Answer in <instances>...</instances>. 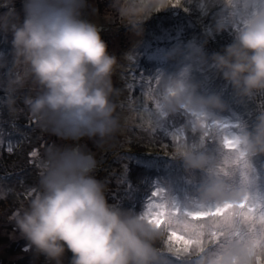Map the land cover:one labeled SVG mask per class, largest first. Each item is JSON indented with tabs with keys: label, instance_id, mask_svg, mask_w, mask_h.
<instances>
[{
	"label": "clouds",
	"instance_id": "obj_1",
	"mask_svg": "<svg viewBox=\"0 0 264 264\" xmlns=\"http://www.w3.org/2000/svg\"><path fill=\"white\" fill-rule=\"evenodd\" d=\"M0 0V115L25 113L43 131L63 144L46 146L39 158L35 185L25 202L8 216L23 252L44 258V264H255L264 247L252 241L264 224L245 219L236 205L246 202L264 213V198L256 194L252 161L264 156V0H206L205 10L217 9L214 30L230 31L232 40L207 55L189 45L166 53L175 60L172 73L158 72L146 102L160 114L184 113L189 126L214 142L173 145L168 156L180 159L186 173H202L195 198L178 207L164 189L158 202L183 212L232 205L223 217L202 221V246L181 252L158 246L165 227L148 222L142 212L110 203L106 185L94 175L97 161L84 139L98 145L121 128L112 77L118 65L100 36V27L84 18L87 0ZM143 22L131 30L142 34ZM207 64L239 101H255L252 123L225 127L219 114L227 104L217 92H203L193 78L194 67ZM158 77V79H157ZM145 118L154 127L150 113ZM202 125H205L202 127ZM207 133V135H205ZM225 138L235 147L226 148ZM264 168V165L261 166ZM181 219L186 217L181 216ZM253 228L256 229L253 232ZM224 235L215 245L207 233ZM235 231L240 236H233Z\"/></svg>",
	"mask_w": 264,
	"mask_h": 264
},
{
	"label": "rangeland",
	"instance_id": "obj_2",
	"mask_svg": "<svg viewBox=\"0 0 264 264\" xmlns=\"http://www.w3.org/2000/svg\"><path fill=\"white\" fill-rule=\"evenodd\" d=\"M177 1L87 0V6L83 10L84 18L100 27V36L107 44L109 54L114 55L118 61L112 82L118 89L114 99L121 118V128L113 137L99 145L89 139L79 143L85 145L87 150L94 154L97 161L94 175L105 183L109 202L120 203L122 207L135 212L144 211L151 193L157 188L164 189L178 207H186L187 201L195 198V191L203 174L186 173L180 159L168 156L174 151V144L181 141L188 144L199 142L205 151L214 148L212 139L207 136L201 138L189 126L184 113L162 115L150 108L153 127L145 118L147 111H141L143 106H150L146 102L149 77L158 72L170 73L168 70L148 69L147 65L150 63L144 62L143 57L150 53L148 51L150 45L164 41L173 34L178 37L182 32L186 33L187 38L190 37L196 45H201L207 55L220 51L229 44L221 43L220 35L223 33L222 37H226L230 31L214 30L217 9L204 11L206 0ZM15 6L19 10L20 0H16ZM175 12L181 20L175 19L176 17L173 16ZM141 22H143L141 25L143 31L137 36L131 27ZM133 73L135 76L132 75ZM192 75L200 83L201 91L217 92L224 97L223 99L230 96L231 89L224 81L218 79L213 82L206 81L201 75V70L194 72V68ZM141 81H143L142 90L135 91ZM154 86L152 80V87ZM225 102L227 107L219 114V118L228 128L231 129L241 122L249 125L252 123L253 119L244 117V115L251 116L250 113H244L249 108L244 105L247 101L238 100V107L230 106L227 100ZM249 104L250 109L255 111L256 106L252 102ZM242 114L244 115L241 116ZM13 121L6 113L0 115V166L3 165L5 169L21 167L25 174L19 179L11 177V173L5 174V178L0 174V264H44L43 257L35 258L31 253L22 251L25 241L16 238L8 216L25 202L27 189L36 184L39 158L43 149L52 143L63 144L65 141L43 131L30 118L25 121L29 128L20 127L22 131L19 134L5 132L9 122ZM26 129L32 135H27ZM174 133L180 134L179 142ZM15 140H21L16 149ZM33 151L38 153L37 157L31 156ZM151 159H155L158 165L162 166L161 171L157 172L158 167H154L155 173L151 170L152 165L149 162ZM252 165L256 171V194L264 198V168L261 167L264 165V156L255 158ZM151 199L158 202V198ZM169 245L167 235L163 241L158 242V246L165 249ZM171 246L175 250V246ZM257 252L259 253V247ZM70 255L66 253L64 264H68ZM255 264H264V253L256 255Z\"/></svg>",
	"mask_w": 264,
	"mask_h": 264
},
{
	"label": "snow or ice",
	"instance_id": "obj_3",
	"mask_svg": "<svg viewBox=\"0 0 264 264\" xmlns=\"http://www.w3.org/2000/svg\"><path fill=\"white\" fill-rule=\"evenodd\" d=\"M132 75L135 76L133 73ZM158 79V77H157ZM152 80L153 76L149 77L148 80V87H152ZM133 83L135 84L136 81L134 80ZM143 81L139 87L135 88V91L139 89L142 90ZM151 106H143L141 111L149 112ZM205 125H202L204 127ZM227 127V125H225ZM155 131V129H153ZM177 142H179V135L175 134ZM207 135V133H205ZM225 147L226 148H233L235 144L225 138ZM38 153L33 151L31 153L32 157H37ZM158 196V190H154L151 193V198H155ZM149 198L148 203L144 207L143 215L148 220L149 223L154 224L157 227H165L167 230V242L170 245L175 246V251L177 256L175 259H179V254L181 252H187L189 249L193 248L194 246H202L204 243V237L206 235L204 229L205 225L201 222L208 219L209 217H223L229 209H231L232 205H224L223 207H216V208H209L207 210L201 211H189L184 209L181 213L178 207H173L169 209L168 206L163 205L156 200ZM239 209H244L245 211L242 215L245 219L251 220L254 223L259 220L260 224H264V213H260L257 216V208L248 205L246 202H241L240 204L236 205ZM186 217V219H181L180 217ZM256 229L253 228V232ZM224 235L222 231H216L215 229L211 230L207 233L209 238V243L215 245L219 242L220 238ZM233 236H240L239 231H235L232 233ZM253 247H264V232H260L258 235V239H254L252 241Z\"/></svg>",
	"mask_w": 264,
	"mask_h": 264
},
{
	"label": "trees",
	"instance_id": "obj_4",
	"mask_svg": "<svg viewBox=\"0 0 264 264\" xmlns=\"http://www.w3.org/2000/svg\"><path fill=\"white\" fill-rule=\"evenodd\" d=\"M173 1L174 2H178L177 0H173ZM167 14H169V13H167ZM173 16L176 17L175 19L181 20L180 18H178V14L176 12L173 14ZM175 19H173V20H175ZM158 21H160V20H158ZM226 32H228V31H226ZM222 34L220 35L221 43H223V44L230 43L231 40H232L231 32H229L226 37H222L223 36ZM171 36L172 37H170L168 39L165 38L164 41L156 42L152 46L150 45V49H148V51L150 53L149 54L147 53V55H144V57H143V61L144 62L146 61V62L150 63L149 65H147L148 69H150L152 71H154L156 69L160 70V71L168 70V71H170V73H172V71H175V69H177L178 64H177V62L175 60H168L166 58V53H168L169 51H171L174 48H186L189 45L194 46V44H195L193 42V40H191L190 37L187 38L186 33L183 34V32H182L181 35L178 36V37L175 36L174 34L171 35ZM192 43H194V44H192ZM196 46H198V45H196ZM198 47L202 48L201 45H199ZM3 50H6V46L3 45V44H0V51H3ZM173 64H174V66H173ZM200 70H201L202 77L206 81L210 80V81L213 82V80H216V79L223 81L219 77H214L212 75V73L210 71V68L207 66V64H205L203 66L194 67V72H200ZM143 71H144V68H143ZM222 98H224V97H222ZM224 100H227L228 103L230 104V106H233V107H238L239 106L238 100L236 98H234V96L232 95V92L230 93V96L228 98H225ZM249 102H252V104L257 107V104H256L255 101L248 100L247 103L244 102V105L246 107H249V108H247L248 110L245 111L244 113H250L251 116H247V115H244V114H242L241 116L244 115V117L246 119H248V118L254 119L255 111L250 109L251 105L249 104ZM240 113H242V112H240ZM22 114H24V115H22ZM22 114H19L17 116L18 118L17 117H10L14 121L13 122H9L8 127L5 128V132H11V133L12 132H16V134L17 133L19 134L22 131V130H20V127H22V129L23 128H29L28 127L29 126L28 123L25 122V121L29 120V117L25 113H22ZM237 115H239V114H237ZM6 130H8V131H6ZM26 134L29 135V136L32 135L31 132L28 131L27 129H26ZM6 138H7V136H6ZM20 141H16V140L14 141L16 143L14 145L15 149L19 146ZM34 144H36V143H34ZM258 158H260V157H258ZM7 162H9V161L7 160ZM34 162H36V160H34ZM149 162L152 165L151 170H153L154 173H155L154 167H156V168L158 167L157 172H158V170L161 171L160 167H162V166L158 165L159 163L155 159H151ZM22 169L23 168L17 167V166L14 167V169H5L4 166L1 165L0 166V174L2 175V177L5 178L6 177L5 174L11 173V177L13 176L16 179H19V178H21V176L23 177L24 174H25Z\"/></svg>",
	"mask_w": 264,
	"mask_h": 264
}]
</instances>
